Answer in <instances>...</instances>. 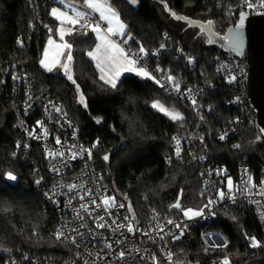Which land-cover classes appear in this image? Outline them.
<instances>
[{"label": "trees", "instance_id": "16d2710c", "mask_svg": "<svg viewBox=\"0 0 264 264\" xmlns=\"http://www.w3.org/2000/svg\"><path fill=\"white\" fill-rule=\"evenodd\" d=\"M52 3L60 5L58 0H0V251L60 258V252L66 250L53 236V214L43 188L36 185L39 174L35 164L43 166L41 150L35 144L28 153L17 151L16 142L21 133L10 110L13 95L9 78L18 65L30 74L36 93L46 92L48 97L64 104L79 128L82 142L96 145L93 158L106 183L114 187L141 220H147L153 210L163 217L182 214L181 209L171 207L177 200L182 209L202 207L209 192L204 186L197 154L209 162L225 164L233 173L240 163L246 162L257 176L261 175L264 137L255 124L245 121L237 126L236 135L224 141L217 138L219 131L234 117L242 116L243 109L249 106L246 99L238 107L229 108L225 104L234 96L235 87L222 83L208 63L209 58L227 52L216 44L204 43L201 36L193 33L195 29L202 32L199 26L175 19L165 8L167 4L177 16L217 22L227 28L243 11L241 0H140L137 5L129 0H109L126 25L123 37L135 52H151L166 44L182 46L197 57V65L192 69L173 50L154 63L171 70L185 84H190L196 76L201 81L209 76L216 86L199 98L211 107L201 117H195L189 106L171 98L151 79L125 74L115 89L104 84L96 62L88 55L96 45V34L90 28L76 25L65 41L72 45V74L87 107L80 104L76 84L40 64L49 36L59 38L55 30L60 22L51 15ZM49 28L53 30L51 33ZM141 47L144 52H140ZM156 100L179 107L184 119L173 121L154 109L152 104ZM187 130H192L196 152L186 149L181 159L167 160L172 134ZM9 172L16 180L7 179ZM41 172L44 173L42 169ZM209 230L220 232L227 247H208L202 234ZM244 234L258 237L264 245V235L249 206L219 209L213 221L190 227L189 239L180 248L185 255L183 259L202 264L206 253L227 256L231 264L264 259V246L252 248ZM6 258L7 255H0V264Z\"/></svg>", "mask_w": 264, "mask_h": 264}, {"label": "built area", "instance_id": "2783aa9c", "mask_svg": "<svg viewBox=\"0 0 264 264\" xmlns=\"http://www.w3.org/2000/svg\"><path fill=\"white\" fill-rule=\"evenodd\" d=\"M252 3L254 7L249 9L241 0L242 10L249 14L264 13V8L255 6L259 4V0H252ZM53 8H57V5L52 3L51 9ZM86 13L89 17L85 21L86 24L98 22L102 28L107 27L105 21L99 20L97 13L93 11H86ZM111 38L137 60V67L147 68L155 77L151 80L156 83L159 81L157 84L171 98L189 106L195 117H201L211 110L209 105H205L199 99L206 91L216 86L208 75L205 76L204 81L196 76L190 84H185L171 70L162 69L154 63L168 50H173L184 65L192 69L198 62L194 54L189 53L182 46L173 47L166 44H162L151 52L137 53L130 48L128 39L123 36L113 35ZM208 63L213 66L214 74L222 83L235 87L234 96L226 100L225 104L229 108L241 106L244 100H247L249 77L247 56L227 52L209 58ZM14 69L9 78L13 95L10 110L15 117V126L21 133V137L16 142L17 151L28 153L35 144L41 150L43 166L41 168L37 163L35 164V170L39 174L37 178L39 183L36 182V185L43 188L48 209L53 214L55 225L53 236L65 246L66 250L60 252V258L38 257L23 251L16 254L12 252L7 255L2 264H201L198 260L183 259L185 255L180 249L189 239L190 227L200 222L213 221L219 209L228 210L243 204H247L252 210L264 235V195L261 194L264 187V166L260 176H257L246 162L240 163L237 171L233 173L225 164L209 162L204 156L198 154L195 156L200 165L204 186L209 192L207 200L200 208L204 210L203 215L191 219L183 214L163 217L153 210L147 220L136 217L135 221L129 213L127 201L115 191L114 187L106 183L103 171L94 161V147L82 142L79 128L69 117L64 104L55 98L48 97L46 92L36 93L32 87L30 74L21 65ZM168 76H172L174 82L169 81ZM174 83L179 84V90H176ZM193 99L195 105L192 103ZM243 110L242 116L234 117L219 131L218 140L224 141L236 135L237 126L245 121L256 125V115L251 106ZM38 122H42V125ZM45 129L47 135H45ZM221 136H224V139H221ZM174 137L180 142L179 157L176 155L177 144ZM57 138L60 140L59 144L56 142ZM193 143L192 130L174 132L166 159L169 161L181 159L186 149L195 153L196 148ZM82 149H90L91 155L89 156L88 152ZM49 152H63L64 155L53 158L48 155ZM73 152L76 153L75 158H72ZM249 177H251L250 182ZM229 178L234 185L230 193ZM73 184L77 187L70 189L68 186ZM81 185L83 187H80ZM221 191L225 193L223 199L219 197ZM109 197L115 198L116 206L106 209L102 200ZM209 200L214 203L209 208H205ZM121 204L124 207H120ZM81 205H87V211ZM100 217L103 219L101 220ZM169 220L173 223L169 224ZM98 224H104L105 227H98ZM129 224L133 228L132 232L128 231ZM177 224L180 227H176ZM181 231L183 235H180ZM57 232H63L64 235L57 239ZM244 235L249 244L250 240L247 237H255L261 242L256 236ZM202 237L212 245L226 242L222 234L216 230L206 231ZM121 252L124 253L123 257L120 256ZM169 253L172 254L171 261L167 259ZM204 256L206 260L202 264H221L224 258L207 253ZM263 261L264 259H261L250 264H259Z\"/></svg>", "mask_w": 264, "mask_h": 264}, {"label": "snow or ice", "instance_id": "6c2138e0", "mask_svg": "<svg viewBox=\"0 0 264 264\" xmlns=\"http://www.w3.org/2000/svg\"><path fill=\"white\" fill-rule=\"evenodd\" d=\"M245 6L249 9L254 7V4L252 3V0H243ZM130 3L136 4L137 0H130ZM84 4L88 9H91L95 13H99V20L105 21L107 23V28H102L100 23L93 22L91 24H86L85 21L89 19L88 14L84 11H79L76 8H72L70 15L67 11H62L59 8H53L51 11V15L60 22V26L56 28V34L59 36V43L52 38L50 35L48 38V44L44 49L43 57L40 60V64L43 68H45L47 71L51 72L53 69L59 65L63 70L64 74L67 76L68 80L72 81L73 84H76L75 79L73 78L71 64H72V54H71V47L72 45L69 44L67 41H65V36L72 35L73 27L76 25H79L80 28H90L92 32L96 34L97 39L100 41V43L96 46L95 51L89 52L88 55L92 57L93 60L96 61V68L100 73V80L103 81L104 84L110 86L112 89H115L117 87V82L123 72H135L136 75L142 76L144 78L148 79H155V77L152 76V74L148 71L145 67H137V60L133 59L132 56L129 55L125 51L124 48H122L119 44H117L114 40L111 39L113 35H123L126 30V25L121 21L119 13L111 6L110 3H108V0H84ZM260 8H264V0H259V4L255 5ZM171 15L177 19V20H187V17H181L177 16L175 13H171ZM246 13L241 11L240 12V19L239 24L237 25V28H242L244 25ZM193 23V22H189ZM212 22L208 21V25L211 26ZM72 26V27H67ZM53 30L49 28V32L51 33ZM211 42V41H209ZM20 43V41H18ZM243 41L239 33H237L232 38V46L233 49L237 52L240 51L242 47ZM67 50V56L66 60L62 62L61 57L65 56V51ZM144 48H140V52H144ZM134 55V54H133ZM159 70V69H158ZM167 79L169 81L174 82V78L172 76H168ZM234 79V78H233ZM159 83V81H157ZM174 87L176 90H179V84L174 83ZM77 92L79 93V103L83 104L85 107H87V101L85 99V96L82 92H80L79 85L76 84ZM192 103L195 105V100L193 99ZM152 107L154 109H157L160 112H163L166 116H168L173 121H181L184 119L183 115L176 111L175 109H169L165 107L163 104H161L159 101L153 102ZM59 111L60 109H56ZM99 119H97V123H99ZM42 125V122H38ZM262 132H264V129H261ZM31 135V133H30ZM45 135H47V130L45 129ZM221 139H224V136L220 137ZM176 139V155L177 157L180 156V142L179 139ZM202 139V138H201ZM57 144L60 143L59 138H57ZM96 145H93L95 147ZM236 147H239V145H236ZM82 151H87L89 156L91 155L90 149H82ZM49 156L55 158L56 156H63V152H49ZM76 153H72V158H75ZM105 160L108 159L107 156L104 157ZM7 179L9 180H16V176L13 175L11 172L7 173ZM251 181V177H249V182ZM39 183V181H37ZM70 189L76 188L77 185H69ZM80 187H83L82 185ZM234 185L232 180L228 179V190L229 193L232 191ZM255 187V185H253ZM89 195L91 194L89 190ZM261 194L264 195V187H262ZM220 199H223L225 197V193L221 191L219 193ZM83 199V197H81ZM92 203H95V201H92ZM103 205L107 208L115 207V198L109 197L104 198L102 200ZM214 201L209 200L208 204H206L204 207L209 208ZM120 207H124L123 204L119 205ZM82 208H84L85 211H87V205H81ZM99 207V205H97ZM171 207L181 209L183 211V214L185 217H188L189 219L197 216L203 215V209L194 210L192 208L188 209H182L181 205L179 203V200L172 205ZM129 211L131 212V206L129 205ZM102 220L103 217H100ZM127 219V217H126ZM235 219V217H233ZM113 223H115L113 221ZM169 224L173 223V221L169 220ZM98 227H105L104 224H98ZM176 227H180V225H176ZM128 231L132 232L133 228L131 224L128 225ZM162 231V229H161ZM63 232H57V239H59L61 236H63ZM147 235V233H145ZM180 235H183V231H181ZM162 238V237H161ZM177 239L179 237H176ZM247 239L250 240V246L252 248H258L261 246H264L261 244L260 241H258L255 237H247ZM108 247H111V245H108ZM213 248H225L227 247V242L224 244H213ZM208 249L206 248L205 251ZM124 253L121 252L120 256L123 257ZM155 259V257H153ZM167 259L171 261L172 254L169 253L167 256ZM221 264H231L230 259L225 256L223 260L221 261Z\"/></svg>", "mask_w": 264, "mask_h": 264}, {"label": "water", "instance_id": "95a60500", "mask_svg": "<svg viewBox=\"0 0 264 264\" xmlns=\"http://www.w3.org/2000/svg\"><path fill=\"white\" fill-rule=\"evenodd\" d=\"M165 8L173 13L167 4ZM244 12V11H243ZM245 16L242 28H237L240 14L234 24L228 26L222 33H217L213 25L208 22L187 19L191 25L199 26L202 32L208 37V43L216 44L226 52L243 56L246 55L249 61V77L247 81V101L256 115V127L262 137H264V13L249 14ZM183 17V16H181ZM237 33L240 34L243 44L239 52L232 46V38ZM211 41V42H209ZM109 161V158H108ZM132 209V207H131ZM136 221L134 211H131ZM11 251H0V255H10Z\"/></svg>", "mask_w": 264, "mask_h": 264}, {"label": "rangeland", "instance_id": "374dc122", "mask_svg": "<svg viewBox=\"0 0 264 264\" xmlns=\"http://www.w3.org/2000/svg\"><path fill=\"white\" fill-rule=\"evenodd\" d=\"M130 1V0H129ZM139 1L140 0H137V3L136 4H133V5H137L138 3H139ZM58 2L60 3V5L57 7V8H59V9H61L62 11H67V12H69V14L71 15L72 14V12H71V9L72 8H76L77 10H79V11H84V8H83V6H82V4L84 3V2H76V1H73V0H58ZM132 4V3H131ZM212 25H214L213 26V29L217 32V33H222L224 30H225V28H226V26L224 25V24H221V25H218L217 24V22H214V24H212ZM67 27H70V26H67ZM107 28V27H106ZM105 28V29H106ZM193 33L194 34H197L198 36H201L200 38L202 39V41L204 42V43H206V42H208V38H207V36H206V34L204 33V32H198V29H195V30H193ZM120 36H123V35H120ZM54 40H56L58 43L60 42L59 41V38H57V39H54ZM72 54V53H71ZM66 56H67V50L65 51V56H63V57H61V60H62V62L64 61V60H66ZM73 60V59H72ZM45 69V68H44ZM71 69H72V64H71ZM46 70V69H45ZM53 71L54 72H57V73H59V72H61L66 78H67V76L64 74V70L59 66V65H57L54 69H53ZM123 74H134V72H123ZM68 79V78H67ZM78 101H79V95H78ZM156 101H159V100H156ZM156 101H154V102H156ZM160 102V101H159ZM161 104H163L162 102H160ZM165 107H167V108H169V109H175L176 111H178V112H180L182 115H183V113L181 112V110L179 109V107H177V106H170V105H165V104H163ZM163 113V112H162ZM133 209V208H132ZM188 209V208H187ZM192 209H194V210H199V209H197V208H192ZM186 210V209H185ZM133 211H134V209H133ZM129 213H130V215H131V217H132V219L134 218V216H133V213L132 212H130L129 211ZM182 214H183V212H182ZM134 215L136 216V214H135V211H134ZM184 215V214H183ZM137 217V216H136ZM205 240V242L207 243V246L208 247H210V246H212V244H210L209 242H207L206 241V239H204Z\"/></svg>", "mask_w": 264, "mask_h": 264}, {"label": "crops", "instance_id": "0c3cea01", "mask_svg": "<svg viewBox=\"0 0 264 264\" xmlns=\"http://www.w3.org/2000/svg\"><path fill=\"white\" fill-rule=\"evenodd\" d=\"M84 2V1H83ZM108 3H109V0H108ZM82 6H83V8H84V12H86V11H92L91 9H88L86 6H85V4L83 3L82 4ZM98 15H99V13H97ZM70 27H72V26H70ZM126 31V30H125ZM125 33V32H124ZM112 40H114L113 38H111ZM115 41V40H114ZM116 42V41H115ZM100 43V41L97 39V42H96V45L94 46V48L92 49V51H95V49H96V46L98 45ZM48 44V43H47ZM91 51V52H92ZM91 59H92V57H90ZM95 61V60H94ZM96 62V61H95ZM52 72H54V71H52ZM59 73H61V72H59ZM62 74V73H61ZM134 74H136L135 72H134ZM123 75H125V74H121V76H120V78L123 76ZM120 78H119V80H120ZM118 80V81H119ZM118 83V82H117Z\"/></svg>", "mask_w": 264, "mask_h": 264}]
</instances>
